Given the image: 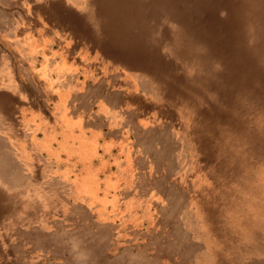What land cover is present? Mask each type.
<instances>
[{
  "label": "rangeland",
  "instance_id": "obj_1",
  "mask_svg": "<svg viewBox=\"0 0 264 264\" xmlns=\"http://www.w3.org/2000/svg\"><path fill=\"white\" fill-rule=\"evenodd\" d=\"M13 88L0 264H264V0H0Z\"/></svg>",
  "mask_w": 264,
  "mask_h": 264
},
{
  "label": "crops",
  "instance_id": "obj_2",
  "mask_svg": "<svg viewBox=\"0 0 264 264\" xmlns=\"http://www.w3.org/2000/svg\"><path fill=\"white\" fill-rule=\"evenodd\" d=\"M11 83V78L6 82L7 85H9ZM15 88H13L12 90H7L6 92L4 91L3 94H5V96L8 98V103H10V100L12 101V103L10 104V106H7V100L5 99V103L6 106L4 112L6 113L4 115V118L8 119V125H4L3 130L0 131V133H2V136L7 137L10 145L7 147L8 149L12 148L13 150L10 151V157H12V165H11V170L15 171V167H14V158H18L19 160V156L18 154H21L23 152V148L24 145L22 143V139L20 140V133H19V128L20 125H17L16 123V118H14V115H18V109L20 107V101L18 98L15 97V94L17 93L16 91H14ZM18 101L19 104H14L13 101ZM6 123V122H5ZM17 125V126H16ZM17 174V173H15ZM19 176H22V174H18ZM23 181H24V177H23Z\"/></svg>",
  "mask_w": 264,
  "mask_h": 264
},
{
  "label": "bare ground",
  "instance_id": "obj_3",
  "mask_svg": "<svg viewBox=\"0 0 264 264\" xmlns=\"http://www.w3.org/2000/svg\"><path fill=\"white\" fill-rule=\"evenodd\" d=\"M8 158L9 157H7L6 155V156H3L2 159H0V182L1 184H4L6 188L13 190V189L20 187L24 181H23L22 176H19V175L10 176L9 173H6V170L8 169L11 163Z\"/></svg>",
  "mask_w": 264,
  "mask_h": 264
}]
</instances>
